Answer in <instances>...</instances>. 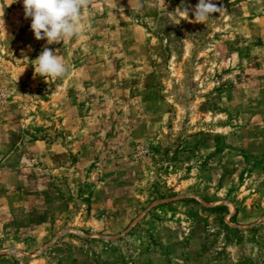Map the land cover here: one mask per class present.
Listing matches in <instances>:
<instances>
[{
  "label": "rangeland",
  "instance_id": "374dc122",
  "mask_svg": "<svg viewBox=\"0 0 264 264\" xmlns=\"http://www.w3.org/2000/svg\"><path fill=\"white\" fill-rule=\"evenodd\" d=\"M198 2L90 0L48 45L0 0V264H264V0Z\"/></svg>",
  "mask_w": 264,
  "mask_h": 264
},
{
  "label": "clouds",
  "instance_id": "9594fccd",
  "mask_svg": "<svg viewBox=\"0 0 264 264\" xmlns=\"http://www.w3.org/2000/svg\"><path fill=\"white\" fill-rule=\"evenodd\" d=\"M90 0H23L25 19H31V31L37 41L46 40L48 45L58 44L66 39L79 37L81 32L82 10L86 8ZM221 7H217L213 0H199L192 10L194 20H188V10L183 9V20L190 23H203L219 13ZM176 24H179L181 20ZM0 28L5 30V21L0 18ZM59 50L53 51L45 47L34 60L35 73L41 77L61 78L69 69L62 61Z\"/></svg>",
  "mask_w": 264,
  "mask_h": 264
},
{
  "label": "crops",
  "instance_id": "0c3cea01",
  "mask_svg": "<svg viewBox=\"0 0 264 264\" xmlns=\"http://www.w3.org/2000/svg\"><path fill=\"white\" fill-rule=\"evenodd\" d=\"M263 124V123H262ZM262 219V221L264 220V211L260 214V220ZM261 222V221H260ZM260 222L258 223V226L260 225ZM260 227H258L259 229ZM261 230V229H260ZM260 250H264V245L260 248Z\"/></svg>",
  "mask_w": 264,
  "mask_h": 264
},
{
  "label": "trees",
  "instance_id": "16d2710c",
  "mask_svg": "<svg viewBox=\"0 0 264 264\" xmlns=\"http://www.w3.org/2000/svg\"><path fill=\"white\" fill-rule=\"evenodd\" d=\"M214 210H222L224 209V207H220V206H216V207H213ZM226 227V226H225ZM227 228V227H226Z\"/></svg>",
  "mask_w": 264,
  "mask_h": 264
}]
</instances>
